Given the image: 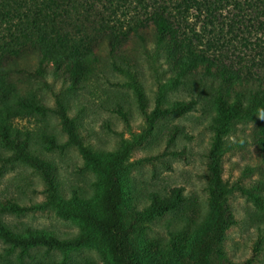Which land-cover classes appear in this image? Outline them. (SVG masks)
<instances>
[{"label": "trees", "instance_id": "16d2710c", "mask_svg": "<svg viewBox=\"0 0 264 264\" xmlns=\"http://www.w3.org/2000/svg\"><path fill=\"white\" fill-rule=\"evenodd\" d=\"M107 1L109 7L103 0H0V146L6 150L0 151V167L24 164L38 174L44 187L41 203L21 206L6 201L0 203V213L51 211L79 226L76 236L61 240L42 230H28L15 237L0 225L3 238L19 240L24 248L41 245L63 254L91 248L100 255L101 264H248L230 261L222 249L224 233L236 221L227 203L231 189L222 181L219 164L231 126L256 116L264 119V0H135L142 13L125 28L115 21L116 8ZM222 2L231 7L229 29L241 26L246 30L239 13L248 14L251 28L260 34L253 43V50H259L257 58L253 56L248 64H242V59L233 62L209 39L203 42V33H212L216 27ZM193 10L196 19L201 14L205 17L202 33L189 21ZM134 41L164 47L177 76L201 75L225 86L216 99L214 136L205 163L208 214L187 235H172L163 244L144 239L148 224L180 206L182 189H172L164 197L151 194L148 205L139 211L128 209L121 214L118 207L126 202L127 176L141 164L130 161L133 148L151 135L161 119L192 111L194 101H175L163 108L158 95L148 112L141 88L134 86L145 127L132 141H121L116 150L106 153L85 145L61 100L50 109L24 95L20 87L26 78L37 79L51 72L63 75L70 87L76 88L100 62L101 53L117 55ZM47 113L57 118L66 136L62 146L74 148L83 167L96 175L91 199H82L76 192L64 197L52 165L32 153L27 135L22 138L14 129L17 118ZM177 131V127L170 129L172 140ZM256 144L264 162V123L258 127ZM256 205L264 207L259 200Z\"/></svg>", "mask_w": 264, "mask_h": 264}, {"label": "rangeland", "instance_id": "374dc122", "mask_svg": "<svg viewBox=\"0 0 264 264\" xmlns=\"http://www.w3.org/2000/svg\"><path fill=\"white\" fill-rule=\"evenodd\" d=\"M111 3L116 8L115 21L124 28L142 13L135 0H111ZM103 4L110 5L107 0H103ZM222 6L216 14L218 22L214 31L203 33V42L209 39L216 48L224 49L233 62L242 59V64H248L247 61L257 56L259 50H253V43L260 34L251 28L248 14L239 13L246 30L241 26L229 29L231 7L225 2ZM192 14L190 23L202 33L204 15L196 19L197 12L193 10ZM123 49L113 56L101 53L100 62L76 88H71L63 75L55 76L51 72L37 79L26 78L20 87L24 95L50 109L61 100L85 145L106 153L116 150L121 141H132L145 127L134 86L141 88L148 112L158 95L163 108L175 101H194L192 111L161 119L151 135L133 148L130 161L141 164L127 176L126 202L118 207L121 214L128 209L139 211L148 205L151 194L164 197L172 189H182L180 206L148 224L144 239L163 244L172 235H187L194 224H199L208 214L205 163L214 136L216 99L225 86L201 75L177 76L166 58L165 48L152 42L134 41ZM261 123L264 119L258 116L234 123L224 139L225 153L219 164L222 181L231 189L227 203L236 221L225 231L222 249L234 263L264 264V207L260 209L256 205L259 200L264 206V162L256 144ZM13 124L20 137L27 135L29 150L52 165L55 181L64 197H70L73 192L85 200L94 196L96 175L83 167L74 148L62 146L66 136L52 113L24 115ZM174 127L178 131L172 140L169 131ZM0 151L6 150L0 146ZM43 189L40 177L30 167L20 163L0 167V203L10 201L21 206L41 203ZM0 225L15 237L25 235L28 230H42L67 240L79 232L76 223L60 219L51 211L0 213ZM101 263L100 255L91 248L65 254L41 245L24 248L19 240L3 238L0 232V264Z\"/></svg>", "mask_w": 264, "mask_h": 264}]
</instances>
